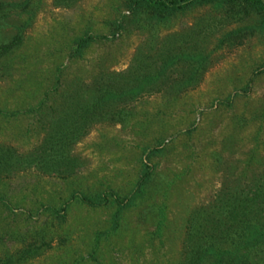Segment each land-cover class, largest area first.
<instances>
[{"label":"rangeland","instance_id":"obj_1","mask_svg":"<svg viewBox=\"0 0 264 264\" xmlns=\"http://www.w3.org/2000/svg\"><path fill=\"white\" fill-rule=\"evenodd\" d=\"M144 16L126 0H0V43L20 34L0 57V143L19 152L40 135L29 108L44 92L45 113L99 72L141 73L136 55L153 73L167 34L202 29L181 43L188 56L166 64L167 79L155 81L163 89L132 97L123 120L96 121L74 142L81 162L72 174H0V256L13 264H178L188 214L232 191L245 161L264 165V28L243 29L239 43L222 39L254 19L212 2ZM83 34L92 39L76 54L70 45ZM195 63L179 90L181 70ZM251 248L264 263V241Z\"/></svg>","mask_w":264,"mask_h":264},{"label":"trees","instance_id":"obj_2","mask_svg":"<svg viewBox=\"0 0 264 264\" xmlns=\"http://www.w3.org/2000/svg\"><path fill=\"white\" fill-rule=\"evenodd\" d=\"M207 2L220 6L226 16L234 17L235 20L247 17L254 19L251 24L227 31L222 39H237L239 43L241 41L239 33L243 29L249 28L251 31L254 25L264 28V0H126L130 10L134 8L136 12L141 10L145 18L154 19L166 18L173 11ZM114 25V29L119 26L116 22ZM195 25L183 30L185 33L180 32L184 34H167L168 39L166 37L163 39L156 52L155 57L159 58L160 63L153 73L152 70L144 71L148 65L144 64L142 55H136L137 62L144 65L141 73L135 71L137 67H130L123 72L112 70L99 72L92 78L90 84L86 86L76 84V87L63 92L56 102L52 99L45 113L40 110L48 96L47 92H44L37 104L29 108L35 110V114L38 115L36 120L40 135L37 141L23 152L0 143V174H12L30 167L44 174L59 177L72 174L81 162L77 155L71 153L74 142L96 121L123 120L122 116L124 113L127 114L124 103L132 97L143 91L150 93L163 89L164 79L161 82L155 81L163 75H166L167 79L169 66L166 67V64L180 60L177 55L186 57L190 54L185 49L187 46H182L181 43L187 44L192 33L200 31L201 28ZM19 39L20 34L16 30L6 41L1 42L0 57L16 45ZM91 39L92 37L87 34L77 36L75 42L70 45L72 52L77 54L82 51ZM199 67L195 63L192 69L190 67L185 69V73L184 69L181 70L182 73L177 80L182 79L178 86L179 90L184 83L195 77ZM177 81L174 82L175 85ZM84 87H87L86 94ZM54 90L53 88L51 93ZM119 111L122 116L118 115ZM252 156L250 153L249 158ZM246 163L233 177L237 184L232 191L225 193L222 190L223 192L210 205L197 207L188 214L184 256L178 264H264L255 259L259 249L251 248L253 243L264 241V165L255 171ZM247 172H250L249 176ZM144 176L146 171L143 173ZM21 251H24L23 248ZM13 261L10 255L0 256V264H13Z\"/></svg>","mask_w":264,"mask_h":264}]
</instances>
